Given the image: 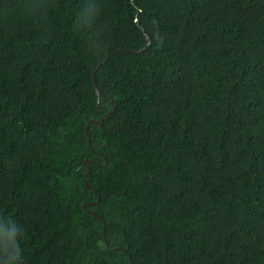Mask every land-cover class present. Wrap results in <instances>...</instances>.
<instances>
[{"label":"trees","instance_id":"1","mask_svg":"<svg viewBox=\"0 0 264 264\" xmlns=\"http://www.w3.org/2000/svg\"><path fill=\"white\" fill-rule=\"evenodd\" d=\"M0 264H264V0H0Z\"/></svg>","mask_w":264,"mask_h":264},{"label":"water","instance_id":"2","mask_svg":"<svg viewBox=\"0 0 264 264\" xmlns=\"http://www.w3.org/2000/svg\"><path fill=\"white\" fill-rule=\"evenodd\" d=\"M150 43H151V40H150V38L148 37V44H150ZM140 51H141V50H138L137 52H140ZM94 85H95V87H96V89H97V93L100 94V90H99V88H98V83H97V79H96V70L94 71ZM113 103H114V102H113ZM115 111H116V105L114 104L113 109H112L111 111H108L106 114H104V115L101 117V119H99V120H97V119H90V120L88 121V123H87V125H86V132H87V135H88L89 145H90V146H92L91 133H90V130H89L90 125H91V124H94V123H101V122L106 118L107 115L113 114ZM90 160H91V159H85V160H84V165L88 168V171H87V173H86L85 176H84V180H85V183H86L89 187H91V186L88 184V182H87V178H88L89 174L91 173V167H90V165L88 164V161H90ZM98 202H99V196H98V200H97L95 203H98ZM87 205H88V202H85V203L83 204V206H84L85 208H87ZM89 212L92 213V214L97 215L98 217H100V214L97 213L96 211L89 210ZM103 234H104V239H105V241H106V243H107V235H106L105 224H104Z\"/></svg>","mask_w":264,"mask_h":264}]
</instances>
